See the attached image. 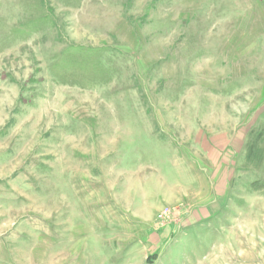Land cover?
Instances as JSON below:
<instances>
[{"label": "rangeland", "instance_id": "obj_1", "mask_svg": "<svg viewBox=\"0 0 264 264\" xmlns=\"http://www.w3.org/2000/svg\"><path fill=\"white\" fill-rule=\"evenodd\" d=\"M0 264H264V0H0Z\"/></svg>", "mask_w": 264, "mask_h": 264}]
</instances>
